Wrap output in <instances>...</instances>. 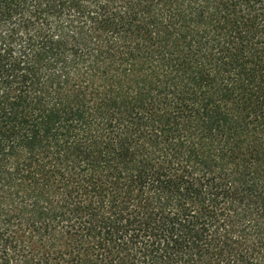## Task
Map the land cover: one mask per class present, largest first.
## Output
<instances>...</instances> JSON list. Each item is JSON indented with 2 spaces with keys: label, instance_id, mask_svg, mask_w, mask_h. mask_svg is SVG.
I'll list each match as a JSON object with an SVG mask.
<instances>
[{
  "label": "trees",
  "instance_id": "obj_1",
  "mask_svg": "<svg viewBox=\"0 0 264 264\" xmlns=\"http://www.w3.org/2000/svg\"><path fill=\"white\" fill-rule=\"evenodd\" d=\"M0 264H264V0H0Z\"/></svg>",
  "mask_w": 264,
  "mask_h": 264
}]
</instances>
